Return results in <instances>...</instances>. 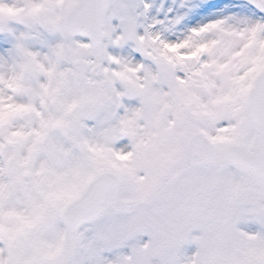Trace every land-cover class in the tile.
<instances>
[{
	"label": "snow or ice",
	"instance_id": "snow-or-ice-1",
	"mask_svg": "<svg viewBox=\"0 0 264 264\" xmlns=\"http://www.w3.org/2000/svg\"><path fill=\"white\" fill-rule=\"evenodd\" d=\"M0 264H264V0H0Z\"/></svg>",
	"mask_w": 264,
	"mask_h": 264
}]
</instances>
